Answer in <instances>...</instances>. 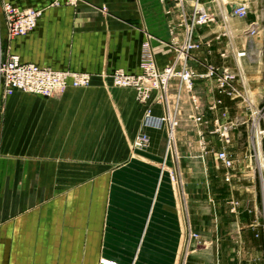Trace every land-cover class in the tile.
Returning a JSON list of instances; mask_svg holds the SVG:
<instances>
[{"label": "crops", "instance_id": "obj_1", "mask_svg": "<svg viewBox=\"0 0 264 264\" xmlns=\"http://www.w3.org/2000/svg\"><path fill=\"white\" fill-rule=\"evenodd\" d=\"M2 1L40 11L34 29L14 38L1 13L3 57L18 54L93 78L53 97L0 89V264H181L187 212L194 230L209 233L203 237L209 250L196 249L183 264H248L261 249L263 221L253 203L231 209L241 188L226 180L216 155L227 147L235 156L233 182L254 176L251 157L244 144L235 152L220 140L216 118L222 113L223 125L234 123V135L248 126L250 92L264 96V74L255 70L260 59L252 66L239 55L250 50L247 32L259 16L249 8L234 27L214 0H200L215 19L196 27L200 46L188 63L197 73L229 66L242 92L230 96L219 92L215 77H196L192 92L179 93L178 79L172 81L177 125L169 149L168 125H145L148 105L111 74L119 68L140 74L148 40L158 66L171 65L194 0ZM216 1L227 8L235 2ZM156 94L152 112L163 116L166 105ZM142 133L149 145L137 147Z\"/></svg>", "mask_w": 264, "mask_h": 264}, {"label": "built area", "instance_id": "obj_2", "mask_svg": "<svg viewBox=\"0 0 264 264\" xmlns=\"http://www.w3.org/2000/svg\"><path fill=\"white\" fill-rule=\"evenodd\" d=\"M183 4L185 0H175ZM193 12L189 20L186 21V36L184 41L177 46V57L175 61L166 67H159L150 44V41L144 43V53L142 58V72L140 74H131L124 69H116L111 77L115 85L119 87H128L136 91L138 101L147 104L145 113V125L152 127H163L168 125L169 129V149L173 146L172 136L177 124L175 109L171 106L169 100V90L171 82L178 79L179 93L183 90L192 92L195 86L196 77H215L219 92L230 96L241 95V90L235 84L236 73L229 67L209 66L205 73H197L188 63L190 53L199 48L200 42L194 39V32L197 26L206 25L214 21L215 15L200 0H194ZM229 12L233 16L245 18L249 13L247 4H241L230 7ZM40 11L24 13L21 20L15 21L9 15V33L12 36L24 35L33 29L38 21ZM255 33L256 29L251 28ZM240 52L239 55H244ZM93 75L88 72L60 70L50 66L40 65L34 62H25L18 54H9L6 57L0 56V89L6 93L13 90H22L29 93L40 94L43 96H53L68 87H87L92 82ZM157 92L156 100L163 101L166 105V113L163 116H156L152 112L151 100L154 93ZM194 107L198 108L200 101L192 96ZM221 100H217L214 107H218ZM195 118V117H193ZM201 120V117H197ZM217 130L221 128L219 119H216ZM150 138L146 133L138 136L135 142L137 147H146L149 145ZM218 158L222 164L230 169L233 166L234 159L226 150L218 152ZM231 175L227 174L226 179L230 180Z\"/></svg>", "mask_w": 264, "mask_h": 264}, {"label": "rangeland", "instance_id": "obj_3", "mask_svg": "<svg viewBox=\"0 0 264 264\" xmlns=\"http://www.w3.org/2000/svg\"><path fill=\"white\" fill-rule=\"evenodd\" d=\"M201 2V1H200ZM214 4H216V9L219 10L220 7H222L229 15V23L233 24L234 27L237 25L238 19H242L241 17L233 16L231 13L229 14V10L231 9L230 7H235L241 4H247L248 7L250 8L251 11V16L252 17H257L259 18L255 20L256 23L251 24L250 29L248 30V36L250 39L248 40L247 44H249L250 50L247 51L248 48H245L241 52H245L244 55L240 56L241 59L245 60L246 64L250 63V65H254V59L259 58L260 59V64L259 68H256L255 70H259L260 73L264 74V0H235V2L231 3V6L229 5V8H227V5L218 3L216 0H214ZM201 4L205 5L206 8H208L209 11L215 14L213 9L209 4H204L201 2ZM211 4V3H210ZM192 6V12L194 10V6ZM33 11H39L33 7H28V8H20L17 5L10 3L8 1H2L0 0V15L1 13L4 14L5 19H6V24H7V29H8V34L11 38L16 37L10 35L9 33V15L12 17V19H16L15 21L21 20L20 17H24V13H31ZM249 11V12H250ZM191 12V15H192ZM249 14V13H248ZM190 15V17H191ZM251 28H255L256 32L252 33ZM34 29V28H33ZM33 29H31L29 32H31ZM29 32H27L24 35H18V36H25ZM258 46L260 49H258ZM3 53V46L1 45L0 42V56H2ZM237 73V72H236ZM237 75V74H236ZM64 91H61L53 96L59 95ZM10 93V92H9ZM35 94V93H33ZM40 95V94H38ZM250 95L248 99L244 100L245 104L249 106L250 109V118L248 122V126L244 125V127H240L237 129L236 133L232 135L230 133L229 128L232 124V122L228 123L226 126L223 125L222 120H221V114L219 117L216 119H219L220 125L222 126L218 130V136L220 140H222L224 143L229 144L232 149L236 152L239 149L241 150V146L244 144L248 148V155L251 157V162L248 166V171H252L254 173V176L250 178L251 176H245L242 177L241 180H235L233 182V178L235 177L236 170L238 168V165L236 163V158L235 156L229 151L227 147H224L220 150H226L230 155H232L234 159V163L232 168L227 169L221 162V160L218 158V152L217 151V159L220 162V164L226 169L227 174L231 175L230 180L232 183L238 184V187L241 188V190L237 189L239 191V195H237L240 199L237 197L231 199L230 203L232 204V210L238 208L240 204H242V201L245 205H250V203L254 204L257 209V215L258 217L263 221L261 222V227H260V233H261V239L263 240V243L261 244V249L259 250V253L252 257L248 261V264H264V96L260 98L257 93L254 91L250 92ZM43 96V95H42ZM53 96H46V97H53ZM239 96V95H238ZM245 96H247V93H245ZM236 97V96H234ZM241 97V96H240ZM176 112V111H173ZM224 114V112H223ZM176 117V114H175ZM236 124V121H235ZM177 125V124H176ZM176 129V126H175ZM228 129V130H227ZM241 130L242 132L238 131ZM234 136V137H233ZM233 137V138H232ZM172 147H175V143L173 144ZM233 151V152H234ZM227 177V175H226ZM250 190H252L250 192ZM206 209V204L207 203H202ZM237 211H235L236 213ZM248 214H251L253 211L250 208H247ZM234 213V212H233ZM187 242H186V247L184 251V257L181 260V264L186 262L187 258L192 255V253L196 250L201 248L202 250H209V245L206 243L205 239L203 238L204 236H208L209 233L204 232V231H196L192 228L190 225V217L187 212ZM204 232V233H203Z\"/></svg>", "mask_w": 264, "mask_h": 264}, {"label": "bare ground", "instance_id": "obj_4", "mask_svg": "<svg viewBox=\"0 0 264 264\" xmlns=\"http://www.w3.org/2000/svg\"><path fill=\"white\" fill-rule=\"evenodd\" d=\"M172 143L174 144L175 143V130H174V132H173V136H172Z\"/></svg>", "mask_w": 264, "mask_h": 264}]
</instances>
